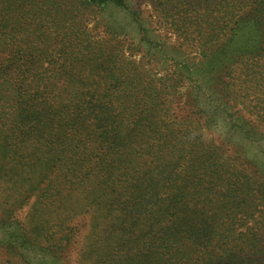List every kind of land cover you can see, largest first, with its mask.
<instances>
[{"label":"rangeland","instance_id":"374dc122","mask_svg":"<svg viewBox=\"0 0 264 264\" xmlns=\"http://www.w3.org/2000/svg\"><path fill=\"white\" fill-rule=\"evenodd\" d=\"M221 1L228 2L229 9L236 7L235 0H124L125 6L88 7L77 0H0V24L8 25H0L5 40L0 48V81L8 79L0 85V96L5 95L7 102H22L13 116L14 129L11 126L17 134L5 142L12 140L17 150L19 134L30 130L29 119L40 118L39 108L46 114L54 106H69L75 117L90 102H137L135 113L154 112L156 127L145 136L167 134L172 127L184 131L189 123L205 121L207 130L194 126L201 140H212L218 161L234 164L240 179L248 177L258 188L257 208L249 210L250 186H245L246 204L239 216H248L246 224L264 243V53L256 59L243 58V63L239 58L243 51L264 49V0H248L258 5L255 16L241 22L225 51L207 64L197 53L198 32L206 36L212 17L217 18L224 5ZM164 10L174 19L164 17ZM175 13L187 21L179 29L181 20ZM22 36L26 45L20 48ZM156 146L152 140L142 150L134 148L142 158ZM30 158L31 168L39 167L47 176L27 180L33 184L32 193L28 191L27 202L13 216L0 211V264H105L98 263L105 257L87 247L103 242L106 235L107 218L92 206L89 191L95 156L90 149L67 151L39 161L38 166L36 156L26 157V162ZM48 183L53 194L57 186L69 187L63 202L75 213L71 218L75 235L62 259L23 236L32 223L40 226L67 213L68 204L56 203V208L38 216L30 214L39 199L35 188ZM10 192L8 184L0 185V209ZM80 205L83 211L77 213ZM124 252L125 248L120 251Z\"/></svg>","mask_w":264,"mask_h":264},{"label":"trees","instance_id":"16d2710c","mask_svg":"<svg viewBox=\"0 0 264 264\" xmlns=\"http://www.w3.org/2000/svg\"><path fill=\"white\" fill-rule=\"evenodd\" d=\"M77 1L86 7L106 3L125 6L124 0ZM235 1L233 9H229L228 2L221 1L224 5L218 10L217 18L212 17L206 36L198 32L197 53L201 62L211 64L215 57L219 58L236 27L255 16L257 4ZM162 13L174 19L167 11ZM175 15L181 20L179 29L186 20L180 19L179 13ZM3 34L0 31V36ZM4 41L0 37V48ZM20 41L22 48L26 40L22 36ZM262 53L263 48L243 51L239 58L243 63V58L256 59ZM7 83L8 79L0 81V85ZM7 101L5 95L0 96V185L8 184L11 192L1 212L13 216L27 202L28 191L32 193L33 189L29 188L33 184L27 180L47 176L39 172V167L33 170L31 158L26 162V157L35 155L34 165L38 166L39 161L54 158L57 153L76 154L90 149L95 156L89 183V191L94 196L92 206L104 220L107 218L104 241L87 246L90 252L105 257L98 263L264 264V243L258 238L257 230L246 224L248 216H239L246 204L242 196L245 186H250L249 210L257 208L254 198L258 188L250 178L241 176L240 179L234 164L218 161L212 140L208 143L201 140L194 126L207 130L205 121L189 123L190 128L184 131L172 127L167 134L145 136L156 127L157 119L154 112L135 113L133 107L137 102H90L87 107L82 105L75 117H71L69 106H54L46 114L39 108L40 118L29 119L30 130L19 134V147L13 150L12 140L5 141L17 134L11 126L22 102ZM118 108L122 111H117ZM25 126L26 123L22 124ZM152 140L157 148L138 157L140 153L135 148L139 146L136 149L142 150ZM176 162L181 163L176 165ZM63 187H55L56 194L51 193V183L35 188L39 199L34 201L30 214L38 216L42 210L56 208V203L68 204L67 213L52 221L49 219L47 224L32 223L23 232L26 242H40L45 250L60 259L68 252L76 230L71 226L73 208L63 202L69 187ZM53 195L60 200H55ZM81 211L80 205L77 213ZM95 225L94 222L92 228ZM123 248L125 252L121 254Z\"/></svg>","mask_w":264,"mask_h":264}]
</instances>
